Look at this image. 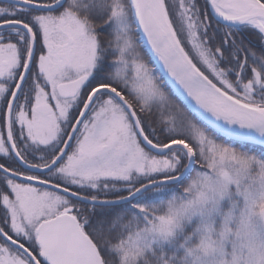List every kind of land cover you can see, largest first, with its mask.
Masks as SVG:
<instances>
[{
	"label": "snow or ice",
	"instance_id": "snow-or-ice-1",
	"mask_svg": "<svg viewBox=\"0 0 264 264\" xmlns=\"http://www.w3.org/2000/svg\"><path fill=\"white\" fill-rule=\"evenodd\" d=\"M0 264H264V0H0Z\"/></svg>",
	"mask_w": 264,
	"mask_h": 264
},
{
	"label": "trees",
	"instance_id": "trees-1",
	"mask_svg": "<svg viewBox=\"0 0 264 264\" xmlns=\"http://www.w3.org/2000/svg\"><path fill=\"white\" fill-rule=\"evenodd\" d=\"M250 39H252L253 41H255V37L254 36H249Z\"/></svg>",
	"mask_w": 264,
	"mask_h": 264
}]
</instances>
